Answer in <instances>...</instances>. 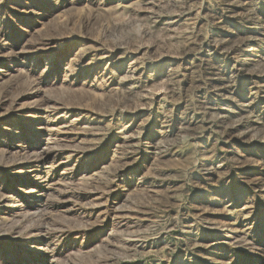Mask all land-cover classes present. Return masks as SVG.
Instances as JSON below:
<instances>
[{
	"label": "rangeland",
	"instance_id": "rangeland-1",
	"mask_svg": "<svg viewBox=\"0 0 264 264\" xmlns=\"http://www.w3.org/2000/svg\"><path fill=\"white\" fill-rule=\"evenodd\" d=\"M0 264H264V0H0Z\"/></svg>",
	"mask_w": 264,
	"mask_h": 264
},
{
	"label": "bare ground",
	"instance_id": "bare-ground-1",
	"mask_svg": "<svg viewBox=\"0 0 264 264\" xmlns=\"http://www.w3.org/2000/svg\"><path fill=\"white\" fill-rule=\"evenodd\" d=\"M44 159V158H43Z\"/></svg>",
	"mask_w": 264,
	"mask_h": 264
}]
</instances>
